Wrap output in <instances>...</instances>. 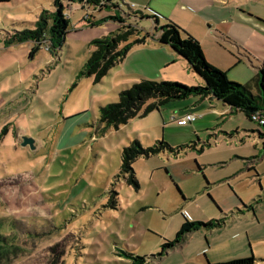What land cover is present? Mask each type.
Instances as JSON below:
<instances>
[{"label":"rangeland","instance_id":"obj_1","mask_svg":"<svg viewBox=\"0 0 264 264\" xmlns=\"http://www.w3.org/2000/svg\"><path fill=\"white\" fill-rule=\"evenodd\" d=\"M115 1L129 16L126 24L143 33H151L152 23L139 13L133 18L132 4H138L135 12L158 14L159 26L168 22L147 0ZM228 2L233 15L228 36L205 39L200 23L180 17L177 25L200 42L205 60L229 82L247 86L264 61V0ZM51 5L52 0H11L0 13V29L32 28ZM66 13L69 33L57 56L42 48L30 58V43L0 45L3 264H130L126 254L146 257L147 264L250 257L264 264V155L251 133L262 129L241 112L223 116L221 104L197 97L170 101L160 111L104 129L98 122L101 107L116 103L132 84L144 79L196 87L200 78L176 55L156 57L150 38L133 46L100 82L79 76L91 42L120 24L103 22L105 10L79 4ZM89 16L96 20L93 27L84 21ZM188 110L202 119L179 127L173 120ZM23 139L30 144L23 147ZM134 141L144 150L158 142L181 150L141 156L122 172L121 152ZM183 211L189 221L225 223L191 232L157 257L179 231Z\"/></svg>","mask_w":264,"mask_h":264},{"label":"trees","instance_id":"obj_2","mask_svg":"<svg viewBox=\"0 0 264 264\" xmlns=\"http://www.w3.org/2000/svg\"><path fill=\"white\" fill-rule=\"evenodd\" d=\"M120 1L124 3L125 0ZM9 2L11 0H0V13H4L7 8L5 4ZM72 4H79L83 9L90 7L100 12L105 10L107 16L102 19L103 22L110 21L120 24L115 32L91 42L90 46L93 47V50L79 72V76L94 77L96 83L100 82L111 68L124 60L133 46L143 44L151 37L160 45L168 46L174 51L187 64L189 70L202 81V85L196 87H188L178 83L162 82L155 84L144 79L139 84L134 83L119 94L116 103L101 107L98 122L104 125V129L118 128L120 125L127 124L133 118L146 116L154 110L160 111L161 106L173 100H185L190 97L199 99L210 97L230 112H241L249 122L262 129L251 131V133L252 135L257 134L264 155V61L257 68L247 86L229 82L223 72L217 70L205 60L200 44L196 39L170 20H167L168 22L164 26H159V15L156 13L148 16L142 10L135 12L133 7H129L133 13V18L136 19V15L139 13L141 20L145 19L152 23L153 29L149 34L143 33L137 25H127L125 17L129 16L120 10L118 2L115 0H52L50 8L39 13L32 28L21 30L0 29L1 47L7 49L14 45L30 43V58H33L42 48L46 49L52 56H57L69 33L70 23L66 11ZM89 18L90 20H88ZM89 18H85L84 21L88 27H93L96 20L92 16H89ZM251 89L256 91L255 95L250 92ZM148 100H151L152 103L145 109L136 108L137 105ZM173 121L175 122L176 119ZM165 149L175 155L181 150V148L174 150L163 142H158L153 148L144 150L137 141L131 142L121 152L122 172H125L127 167L139 157L148 158L151 155L163 152ZM109 202L110 205L112 197ZM111 206L115 209L114 204ZM182 217L184 222L179 231L173 240L165 241L161 245L157 257H161L166 251L180 244L187 234L201 228H219L225 223V219L202 223L189 221L183 215ZM1 241H4V238L0 237V264H3L2 257L4 253ZM126 257L130 260V264H147L148 260L146 257H134L130 254H126ZM206 264H254V258L235 259L221 263L206 262Z\"/></svg>","mask_w":264,"mask_h":264},{"label":"crops","instance_id":"obj_3","mask_svg":"<svg viewBox=\"0 0 264 264\" xmlns=\"http://www.w3.org/2000/svg\"><path fill=\"white\" fill-rule=\"evenodd\" d=\"M137 5L138 4H132L133 8H136ZM146 5L148 7H152V9L158 11L160 13V15H163L164 17L168 18V20L172 21L176 25L178 24L177 18H179V17L188 20L189 23H194V22L200 23L201 26L203 27V29H205V31H203V33H202V35L205 39L213 40L214 36L219 38V36L223 37V35L224 36L229 35L228 32L230 30L226 26L231 23V19H232L233 15L229 11L228 0H147ZM95 10H97V9H95ZM97 11L100 12L99 10H97ZM158 24H159V22H158ZM222 26H223V29H225L224 30L225 32H222L220 30L219 27H222ZM186 33H188V32H186ZM189 35H191V34H189ZM191 36L194 39H196L193 35H191ZM148 39L146 41H148ZM150 39L157 46V48L152 50L151 52L156 57H159V59L163 60L165 58H169V57H172L173 55H176L175 52L172 51L168 46L160 45L155 39H153L151 37H150ZM226 40H228V39H226ZM145 42L143 44H140V45H145ZM199 44H200V42H199ZM140 45H136V46H140ZM200 47H201V45H200ZM162 48H165V49H162ZM166 48L169 50L170 54L167 53ZM238 50H240V49L238 48ZM202 53H203V51H202ZM126 56H125V58H126ZM177 57L179 59H181L179 56H177ZM125 58H124V60H125ZM162 62H164V61H162ZM242 64H243V61L241 60V62L236 63V66H239ZM257 68H259V67H254V70L252 71V74H251V78L253 77L254 73L257 71ZM251 78H250V80H251ZM201 85H202V81L200 80V86ZM200 100H203V99H200ZM204 100H208L209 102H214L215 104H218L217 102H215L210 97L204 98ZM221 110H222V113H224L225 111H229L228 109H221ZM186 113H193V110H188V111L184 112L180 117H182ZM225 115L226 114L224 113L223 116H225ZM201 119H202V117L199 118V120H201ZM183 213H186V211L182 212V215L185 216Z\"/></svg>","mask_w":264,"mask_h":264},{"label":"built area","instance_id":"obj_4","mask_svg":"<svg viewBox=\"0 0 264 264\" xmlns=\"http://www.w3.org/2000/svg\"><path fill=\"white\" fill-rule=\"evenodd\" d=\"M131 7H133L131 5ZM201 116H197L196 114L194 113H186L184 114L182 117L176 119V123L178 126L180 127H184L188 124H191L193 122H195L196 120H198ZM185 216H186V213H183Z\"/></svg>","mask_w":264,"mask_h":264},{"label":"water","instance_id":"obj_5","mask_svg":"<svg viewBox=\"0 0 264 264\" xmlns=\"http://www.w3.org/2000/svg\"><path fill=\"white\" fill-rule=\"evenodd\" d=\"M30 144V141L28 140V139H23V141H22V143H21V145L23 146V147H25V146H27V145H29Z\"/></svg>","mask_w":264,"mask_h":264}]
</instances>
